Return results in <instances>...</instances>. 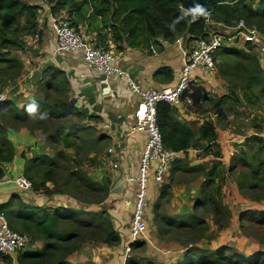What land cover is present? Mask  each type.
I'll return each mask as SVG.
<instances>
[{"label": "trees", "instance_id": "1", "mask_svg": "<svg viewBox=\"0 0 264 264\" xmlns=\"http://www.w3.org/2000/svg\"><path fill=\"white\" fill-rule=\"evenodd\" d=\"M28 1L0 0V63L9 62L8 65L12 69H15L14 67L17 68V66L19 67L20 63L16 59H8L6 56L9 53L6 51L8 46L13 47L19 44V42L10 39L8 29L17 26L21 20L24 22L23 29L29 33L35 31L38 27L37 17L39 8L37 5L28 4ZM46 3L53 14L65 11L67 18L73 19L74 24L70 21L73 28L81 21H86L89 24L88 26H90L94 20L101 24V28H97L98 31L109 28V25L112 26L114 40L121 42V38L125 37V44L131 48H146L151 41L155 46L158 45L157 41L173 43L180 36L187 37L189 41H193L194 39L204 38L207 35L205 25L201 20L188 25V19L181 11L178 0H46ZM251 4L252 2L246 5L244 0H213L205 8L208 10L212 9L214 17L225 24H230L232 19L238 21L242 18L247 24L254 22L255 26L264 34V0L255 1V8H252ZM173 21H178L174 28L170 27ZM129 38H132V40H129ZM225 53L234 55L236 63L233 67V72L238 77L235 78L238 81L236 87L240 90L241 99L246 105H254L260 100V96L264 97V71L258 57L253 54H245L238 48H227ZM2 70H0V73H2ZM47 70L49 71V79L45 90L52 89L59 97L66 95V99L61 100L58 98L57 101L52 103L53 105H43L39 112L35 114L37 116L35 120L36 126L41 128L42 132L47 131L45 119L59 121L73 115L85 119L83 114L70 102L71 98L67 95L69 92V82L65 73L55 67L48 68ZM47 70L44 72L46 73ZM165 71L171 72L169 69ZM220 74L228 82L235 80L222 71ZM2 87L3 84L0 77V90ZM62 89L68 90L67 93L64 92L63 94ZM233 92L236 93L235 90ZM201 97L205 98L206 96L201 95ZM45 99L47 100L48 96ZM33 102H36V100L25 102L21 107H18L11 101H0V118H3L6 113H11L10 121L17 122L22 127H25V124L31 121V117L35 116L27 112V106ZM211 102L212 109L219 114L218 116L221 119L223 118L222 111H224V108L230 102H233L234 105L237 103L230 94L216 97L215 100L211 99ZM220 110L221 112H219ZM171 111V106L165 103H161L157 107L158 124L163 144L166 148L173 150L185 149L189 144H192L194 134L186 125L174 120L170 116ZM42 113L47 114L43 120L38 117ZM6 121L10 122L9 120ZM12 126L15 125L12 124L8 127L12 128ZM6 131L7 128H2L0 124V178L4 176L3 165L11 163L15 155L13 143L7 138ZM196 135L197 139L194 141V146L199 148L204 147L203 150L207 151L216 139L215 128L212 122H203L202 126L197 130ZM102 139L103 136L94 138V128L92 126L86 124L76 126L74 123L67 130L65 128H57L55 134L47 138L48 141L55 144L62 141L65 149L71 148L72 150L73 147L79 149L80 146L87 145L89 142L99 144ZM252 139L256 140L254 142L258 145L257 151L264 153V141L256 136H253ZM48 143L46 144H51ZM56 152L57 154L54 158L44 153H34L26 161L23 175L31 180L33 191L47 196L65 195L63 187L54 181V175L56 169H66L58 165L57 162L60 158L66 160V157L63 151ZM92 157L89 156L87 157L88 159L86 157V159L83 158V161L92 162V164H89V167L95 164V159ZM76 163L79 165L77 166V172H70L68 179V184H71V188L74 189L73 191L81 190L85 194H92L96 198L102 197L104 193H107L105 182L100 184L92 181L87 176L85 170L80 168L81 162L77 161ZM249 165L255 169V172H252L254 181L263 183L264 189V161L258 162L255 167L252 164ZM171 168V173L177 169L188 172L197 169L204 171L202 167L191 168L188 167L187 163L180 161L174 162ZM231 170V168L228 169V171ZM226 171L224 166L218 165L212 167L206 173V178L201 186L204 200L197 201L195 207L202 206L205 201H208L209 198L206 197L205 189L215 186L216 180H223ZM260 174L263 176L261 177ZM165 180L159 185L160 194L155 205V214H157V210L160 208V201L168 195L170 184H165ZM254 185L249 182L246 188L248 190L255 189L256 185ZM242 187L240 185V189ZM218 189L219 187L215 186L213 191L216 193ZM210 202L213 206L214 218L220 222L222 220L220 219V214L229 213V211L219 199L210 200ZM0 213L4 214L9 220L10 228H19L22 232L32 236L34 240L41 239L43 242L42 248L39 251L25 250L17 254L16 262L18 264H72L67 260L71 251L69 250V243L80 237V234L75 229L77 230L82 227L95 235V237L100 238V244L114 246L120 241L119 234L114 229L110 218L106 214L104 215V212L89 213L81 209H70L62 205L54 208L28 206L22 202L18 194H12L7 202L0 204ZM239 219V223L246 219L260 223V221L264 222V213L263 215L255 216L252 210H247L240 214ZM224 221L227 223V220L224 219ZM175 223L173 222V224ZM195 225H199L200 227L205 224L202 221H198ZM140 247L141 242L132 245V249ZM261 261L264 262V257L259 253L251 256L240 254L225 246L213 251L188 247L183 252L181 259L175 264H258ZM0 263L11 264L12 257L0 254ZM125 264L137 263L129 258L125 261ZM143 264L155 263L145 260Z\"/></svg>", "mask_w": 264, "mask_h": 264}, {"label": "crops", "instance_id": "2", "mask_svg": "<svg viewBox=\"0 0 264 264\" xmlns=\"http://www.w3.org/2000/svg\"><path fill=\"white\" fill-rule=\"evenodd\" d=\"M63 12L65 14V11ZM67 19L73 23V19ZM88 25L89 24L86 21H81L73 26L90 43L109 47L110 34H107L108 37L106 43H102L99 40V37L104 40V36L102 35H105L104 29L100 31L97 30V28H101V24L94 20L90 26ZM99 33L103 34L100 35ZM177 40H179L180 43L177 44ZM49 43V47L46 46V52H48V56L54 65L53 67L65 73L69 82L68 88L71 96V103H73V106L85 117L83 124L94 128V138L103 136V139L99 143L101 152L98 153V155H96L97 153L90 155V157L93 156L95 159V164L91 167L92 169H90L93 170V175L90 176L86 171L85 172L92 181L100 184L105 182L107 193L102 201L104 206L102 203L101 206H108V213L106 215L110 218L117 233L119 234L122 232L123 234V238L120 239L119 243L116 244L117 247H115V252L117 251L119 255L107 259L108 256L104 255L103 251H108V246L104 244L94 246L96 245L94 244L95 257L90 260L93 264H125L123 251L121 252L120 249L122 248V244L128 242V226L135 190V185L127 180L136 174L141 151L146 142V135L144 134H129L131 127L134 125V114L139 110L140 100L138 96L128 91L123 79L109 78L108 80H105L104 77L94 74V72L85 68L80 54L52 57L51 52L55 50V42L52 36ZM157 43V46L154 45L155 48L152 47V41L146 48H131L123 43L120 45V48H116L111 44L112 48L114 47V50L120 54L122 68L132 77L134 82L142 88H162L176 84L182 67L181 48L185 50L192 45V41H189L187 37L183 36L178 37L173 43L167 41H157ZM166 69H169L171 72L168 73L165 71ZM81 75L83 76L81 77ZM197 75L201 76L200 74ZM201 79L203 81L198 87L199 89H202L200 92L201 95L206 96L205 98H200L201 104L192 107L187 106L186 103L182 101L179 105L171 107L172 111L170 116L174 120L186 125L194 134L192 144H189L187 147L190 149L189 153L184 159L179 161L187 163L188 167L191 168L202 167L205 172L199 171L200 169L192 172L177 169L175 172L171 173L172 168H170L165 184H170L168 182L170 181L171 175L176 178L178 177L177 174L183 172L192 177L195 173L206 174L214 166H224L227 170L226 175L223 180H221V187L218 186L219 189L216 191L215 197L221 201L224 207H227L230 222L227 223V228H219L214 222V215L208 213V219L209 217L211 218V226H208L209 231L207 230V233L197 236L200 238L196 237L195 232L190 233V235L195 237L191 238V240H176L172 238V236L177 237L172 235V230H181L182 228L191 229L194 227L193 222H195V218L193 217L196 216L194 214V209L200 207H195V203L200 200L199 196L197 198L195 192L198 191L200 184L205 178L195 181L196 183L193 182V184L186 183L185 185L183 182L177 181L176 184L171 185L168 190V195L163 199L165 200L166 198H169L168 202L171 207L169 210H165L166 216H159L160 214H164V212H162V209H164L163 200L160 201V208L157 210V214H155L156 212L154 209L160 194V187L154 184L151 175V179L149 178L147 186L146 200L148 203L146 213L150 211L149 206L153 201L154 220L164 224L163 228H161L159 224L160 228L156 227L157 229L155 228L156 225H153L152 230H150L152 223L146 219L148 227L143 241L141 242V247L143 246L145 248L148 246L152 248L154 253H151L145 258L151 263L175 264L181 259L183 252L188 247L202 249L200 245L208 244L209 241L207 238L211 233L218 234L217 239L215 240V237L209 243L208 247L211 251L222 246L229 248L227 242H231V240L233 241L235 238L238 239L239 237H241V246L245 247V237L241 236V231L238 229L240 214L245 211L241 210L238 204L241 199H245L241 196L242 194H239L236 186L233 187L228 184L226 176L229 174V168L233 171L235 165L237 166L236 162L237 160L239 161V159L234 160V157L237 155L238 157L243 158L245 155L243 154L245 151L242 149H245V145H248L251 140H253L251 137L256 136L263 140V116L260 115L257 120H254L253 126L244 128L247 134V138H244L243 135L231 131L233 127L230 125L229 120L226 119H231L232 117H230L231 115L224 113V118H222L221 121L223 120L225 125L227 124L228 126V129L224 131L223 128L217 125V121H219L220 117L217 115V112L212 109V102L209 98H211L212 95L219 97L227 94L226 92L222 95L218 94L221 90L234 91L235 89L236 91L238 87L225 80L221 74L218 73V70L214 75H209L208 77L203 76ZM239 100L241 101L240 98ZM238 104L235 105L234 108H236ZM244 105L246 106V104L243 103L240 108L244 109ZM205 121L212 122L216 134V139L213 145L207 151L203 150L204 147L199 148L194 146V141L197 139V130ZM256 123H259V126ZM104 126H107V128H104ZM6 136L13 143L15 155L11 163L3 165V177L13 178L23 174V168L26 161L31 157L32 152H41V148L36 146L37 142L35 137L29 132V130L25 129V127L21 126V128L19 127V130H13L8 127ZM108 148L113 149L111 155L106 153ZM243 159L245 160V158ZM111 161L118 164L117 169L111 167ZM85 166L89 167L87 161H84L83 168ZM215 182L217 183L218 181L216 180ZM225 186H227V190ZM222 188L223 192H221ZM21 193H26V195L22 196ZM12 194H18L22 202L28 206L42 208H54L58 205L66 207L75 206L74 201L70 202V205L65 204L67 200H73L65 195H53L49 197L33 190L30 192L19 191L16 186L12 185L0 186V204L7 202ZM238 196H240L241 199L238 198ZM193 198L195 199L193 200ZM236 221H238L237 225ZM173 222L176 223L173 224ZM225 232L229 235H223ZM41 246L42 242L35 240L34 245L30 246L27 250L39 251ZM93 246L90 244L86 247L84 246L81 251L91 247L93 248ZM233 247L239 249L238 253L240 254L251 256L258 253L257 248L242 251L243 248H238L237 246ZM122 249H124V247ZM172 252L173 254H176L174 257H171ZM16 257L17 255L12 256L11 264H18L16 262ZM77 259H79L78 263L82 262L80 264H84L86 263L85 260L87 258L77 257ZM67 260L72 264H76L71 261L69 257ZM173 260H175V262H173Z\"/></svg>", "mask_w": 264, "mask_h": 264}, {"label": "rangeland", "instance_id": "3", "mask_svg": "<svg viewBox=\"0 0 264 264\" xmlns=\"http://www.w3.org/2000/svg\"><path fill=\"white\" fill-rule=\"evenodd\" d=\"M37 1L38 0H29L28 4L29 3H36ZM229 1H231V0H229ZM250 1L251 0H244V3L247 5V4L252 2V4H251L252 8H255L256 4H254V3L257 0H254V1L252 0L251 2ZM234 21H236V20L232 19L230 24H232ZM250 23L255 25L254 22H250ZM23 26H24V22H23V20H21L17 26H13V27L8 29L10 39L13 41L16 40L17 42H19V44H16L13 47L8 46V49L6 52H8L9 55H7L6 57L8 59L18 60L20 63V66L19 67L17 66V68L14 67L15 69H12L8 65L9 62L0 63V70L3 69L2 73H0L1 81L3 84V87L0 90V99H2L1 101H11L14 103L15 106H18V107H21L25 102H30V101L36 100L35 103L38 106L37 112H39L40 108L43 105H46V104L53 105L52 103H54V101H57L58 98H60L61 100H65L66 95H62L59 97V95H57L55 92H53L52 89L51 90H45L46 86H47V81L49 79V77H48L49 71L47 69L51 68V67L53 68V66H54L52 64V61L50 60V57L48 56V52H46V46L49 47V45H50L49 40L52 36L48 26L46 25V22H44V24H42L41 27L40 26L37 27L35 31H32L30 33L28 31L24 30ZM111 27L112 26L109 25V28L104 29L105 35H102L103 33H99L100 35L104 36L103 37L104 40L100 39L101 37H99V40L102 43H104V42L106 43L107 37H108L107 34H110L109 47L108 46L103 47V46L98 45V44H95V45L97 47H100V48L111 50L112 52L116 53L120 57V54L114 50V47L120 48V45H122V43L125 44V37L121 38V42L114 40V38L112 36L113 30ZM96 39H95V41H96ZM129 40H132V38H129ZM111 44L114 45L113 48H112ZM238 46H239V44H238ZM152 47L155 48L154 43H152ZM235 48H236V46H231V49H235ZM225 50H227L226 45H221V47L215 51L214 59L216 61L218 73L220 74L222 71V72L226 73L227 76L230 75V77L232 79L238 78V77H236V75L233 72V67L236 63L234 55H229V54L225 53ZM239 50H241L245 54H250V55L253 54L254 56L257 57V54L254 52H251V51L246 52L245 49H243V48H239ZM261 65L263 68L264 57H263V61L261 62ZM45 70H47L46 73L44 72ZM214 74L215 73L208 74L205 72L204 76L208 77L209 75H214ZM236 80L237 79L232 80L230 82V84H232V85L235 84L234 86H236L238 84V81H236ZM202 81L203 80L200 77H197L196 83L198 86H200V83ZM62 91H63L62 93L64 94V92L67 93L68 90L62 89ZM231 91L232 90H230V91L221 90L220 93H218V94L222 95L224 92H226L227 94H230L232 96L233 100L237 101L236 105L238 103L239 104L236 108H234L235 105L233 104V102H230L228 104V106L224 108V111H222V114L225 113L227 115H231L230 117H232V118L231 119L229 118L226 120H229L230 125L234 128V129L233 128L231 129L232 132L237 133V134H241V135H243L244 138H247L246 137V135H247L246 130L244 128L245 127L248 128V127L253 126L254 120H257L260 115L263 116V125H264V97L260 96L259 97L260 100L258 102H256L254 105H246V106L244 105L243 106L244 109H243V108H240V106H242V104L244 103L240 97V94H241L240 90L237 89L236 93H234L233 91L231 92ZM67 95L69 98H71L69 92L67 93ZM47 96H48V99L46 100L45 97H47ZM239 98L241 99V101L239 100ZM211 99L215 100L216 96L212 95ZM70 102H71V100H70ZM71 104H73V103H71ZM7 116H9V117H7ZM10 117H11V113H6L3 118H0V124L2 125V128L6 129V128H8V126H11L13 124L15 126H12V129L13 130L14 129L19 130V127L21 128V125H19L17 122L10 121ZM223 118H224V116H223ZM36 119H37L36 115L32 116L30 119L31 121H29L28 124H25V129L29 130V132L35 137L36 142H37L36 146L41 148V152L36 151V153H44L47 156L54 158V157H56L55 155L57 154L56 151H63L64 156L66 157V160L62 159V158L57 160L58 165H61V166L65 167L66 169H64V170L56 169L55 170L56 173L54 175V181L63 187L62 189L65 191V196L73 199V200H69V201L67 200V202L65 204L70 205V202L74 201L75 206H70L68 208H70V209H76L77 208V209H81V210H83L85 212H89V213H94L95 211H97L98 213L104 212V215L107 214L108 213V211H107L108 206L103 207L104 205L102 202L106 196V193H104L102 195V197L96 198V197H93L92 194H85V192H83L81 190L73 191L74 189L71 188V184H68L70 172H77V166H79L76 163L77 161L81 162L80 168L82 170L84 169L90 176L93 175L92 174L93 170H90V169H92L91 166L90 167L85 166L83 168V162H84L83 158H85V157L87 158L91 154L97 153V155H98V153L101 152V148L99 147V144H93V143L89 142V143H87V145L84 144L83 146H80L79 149H76L73 147V150H72L71 148L65 149V146H64L62 141H59V142H57V144H55V143H52L51 141L47 140L48 136L55 134V130L57 128H65L67 130L68 127H70V125L73 123L76 126H80V124H83L84 119L81 117H78L76 115L70 116L67 119L59 120V121L54 120V119H51V120L45 119V128L47 130L46 132H42L41 128L36 126V122H35ZM6 120H9L10 122H8ZM217 123H218L217 125H219L221 128H223L224 131H226L228 129L227 124L225 125V122L223 120L221 121V118H219V121H217ZM256 124L259 126V123H256ZM263 133H264V127H263ZM263 138H264V136H263ZM251 139H252V137H251ZM253 141L254 140H251V142L249 141L250 143L248 145H245V149H242L243 151H245L244 152L245 155L243 156V158H245V160L241 157H238L237 155H236V157H234V160L239 159V161L237 160V162H236L237 166L235 165L234 170L229 171V174L226 176L227 177L226 181L231 186H233V187L236 186L239 194L240 195L242 194L241 196L244 197L245 200H242L241 197L238 196V198L241 199V201L238 204L240 209L245 210V211L246 210H249V211L252 210L255 216H260V215H263V213H264V211H263L264 210L263 183H260L259 181H256V182L254 181V177L252 176V172H255V169H253L249 164H252L255 167V166H257L258 162H260V161L263 162L264 161V153L262 154V153H259L257 151L258 145H257V143H254ZM263 141H264V139H263ZM46 143H48V144L51 143V144L47 145ZM77 144H78V142H77ZM34 153L35 152H32V155H34ZM250 156H251V158H250ZM87 163L92 164L91 161H89ZM177 175H178V177H176V178L173 177V175H171L170 181L168 182V183H170V186L173 184H176L177 181L183 182L186 185V183L187 184H193V182H195V181L206 178L205 173H198V174L195 173L192 177L188 176L187 174H185L183 172H181V174H177ZM225 175H226V172H225L224 176ZM260 176L262 177L263 175L260 174ZM166 177H167V175H166ZM172 177H173V179H172ZM150 179H151V177H150ZM203 182L200 184L198 191L195 192L197 194V198L199 196L200 200H202L204 197V194L201 193V186H202ZM220 182L221 181H218L215 186L221 187ZM249 182H251V184H253V185L254 184L256 185L255 189H249L248 190L246 188L248 186ZM63 184H64V186H63ZM240 185L243 186L242 189H240ZM215 186H213L212 188L205 189L206 190V193H205L206 197L209 198L207 201L208 203L205 201V203L202 206L194 209V214L196 215L193 217V218H195L194 227L191 229L182 228L181 230H172L171 231L172 235L177 236V237L172 236V238H174L176 240H181V239H183V240H189L190 239L191 240V238H195V237L193 235H190V233L195 232L196 237H197V236H200L202 234L204 235V233H207L209 231L208 226H211L210 225L211 218L209 217V219H208V213L213 214V206H212V203L210 202V200H217L218 199L215 197V191H213ZM225 187L227 190V186H225ZM221 192H223V188H222ZM21 195L24 196V195H26V193H21ZM49 197H51V196H49ZM195 198H193V200ZM168 199L169 198H166L165 200H163L164 209H162V212H164V214H160L159 216H163V215L166 216L165 210L166 209L169 210V208L171 207L170 203L168 202ZM199 199H197V200H199ZM101 203L103 206H101ZM147 203L148 202L146 201V206H145L146 210H147ZM149 208H150V211H148L146 213V219L150 223H152L150 230H152L153 225L154 226L156 225L155 228L156 227L160 228V226H161V228H163L164 224H161V222L154 220V214H153L154 204H153V201L151 202ZM172 219H176V218H172ZM213 219H214L215 224L219 228H222V227L227 228V226H228L227 223L230 222L229 221V213H221L220 219H222V220L220 222L217 221V219H215V218H213ZM224 219L227 220V223L224 221ZM7 221L9 223L8 219H7ZM198 221L204 222L205 225L204 226L201 225L200 227H199V225L196 226L195 224ZM236 222H237L236 223V225H237L238 221H236ZM159 224H160V226H159ZM9 225H10V223H9ZM12 229L15 231L24 233L19 228H16V229L12 228ZM238 229L241 231V233L239 232L241 234V236L245 237V241H244L245 247L241 246V243H240L241 237H239L238 239L235 238L233 241L231 240V242H227V246H229V248L235 250L236 252H239L238 251L239 249H237L233 246H237L238 248H243L242 251L252 250V249L257 248L258 253L262 257H264V222L260 221V223H258L256 221H250L249 219H246V220L242 221L241 223H239ZM75 231H77L80 234V237L74 239V241L69 243V248H70L69 250H71V251H70V254L68 257L74 263H78L79 259H77V257L78 258H80V257L81 258L82 257L87 258L85 260L86 264L91 263L90 259L95 257L94 246H97L98 244L100 245L101 242L99 243V241L101 239L95 237V235L89 233L83 227L80 229H77V230L75 229ZM119 234H120L119 236H121L120 239H122L123 238L122 232H120ZM27 235H29V234H27ZM217 235L218 234L211 233V235L208 236V238H207L209 243L215 237H216L215 238V240H216ZM223 235H229V234H226V232H225ZM30 237L32 240L31 241L32 243L30 244V246H32V245H34L35 240L33 239L32 236H30ZM197 238H200V237H197ZM38 241L42 242L41 239L40 240L38 239ZM209 243L208 244L207 243L206 244L201 243L202 245H200V247L204 250H211L208 247ZM42 244H43V242H42ZM89 244L91 246H93L94 244H96V245H94L93 248L91 247L89 249H84L81 251V249L84 246L86 247ZM127 244H128V242L122 244L121 245L122 248ZM115 247H117V245L108 246V251H105V250L103 251L104 252L103 254L108 256L107 259H110L113 256L116 257L117 255H119V253L117 251L115 252V250H116ZM41 248H42V246H41ZM122 248L120 250H121V252L123 251V257H124V249H122ZM100 253H101V250H100ZM151 253H154L151 247L146 246L144 248L142 246L138 249H132L130 254H129L128 259L130 258L132 261L134 260V262H136L137 264H143V262L146 260L145 258L148 255H150ZM175 255L176 254H173V252H172L171 257H174ZM12 256H16V254H12ZM173 262H175V260H173ZM80 263H82V262H80ZM258 264H264V262L261 261Z\"/></svg>", "mask_w": 264, "mask_h": 264}, {"label": "built area", "instance_id": "4", "mask_svg": "<svg viewBox=\"0 0 264 264\" xmlns=\"http://www.w3.org/2000/svg\"><path fill=\"white\" fill-rule=\"evenodd\" d=\"M30 4L37 5L39 8L38 27L46 22L54 39L55 50L51 52L52 57L80 54L85 68L104 77L105 80L123 79L128 91L138 96L140 100L139 110L134 114V125L129 134H144L146 142L141 151L137 172L127 180L135 185V190L128 226V244L124 246V260L126 261L132 245L142 242L147 231L145 206L150 176L152 175L154 184L161 185L172 164L184 159L190 151L189 148L173 150L164 146L158 124V105L165 103L175 107L183 101L187 106L193 107L194 100L197 97L201 98L196 79L197 77L202 78L205 72L208 74L217 72L214 55L221 45H226V48L236 46L238 49H245L246 52H254L261 63L264 57V34L255 25L247 24L244 19L225 24L214 17L212 9H207L210 13L207 18L199 17L194 21L190 11H185L180 6L188 19V25L201 20L205 25L207 35L204 38L194 39L192 45L185 50L181 48L182 67L176 84L162 88H142L122 68L121 59L116 53L89 43L71 26L63 11L53 14L46 0H38ZM176 43H180L179 40ZM106 153L111 155L113 149L108 148ZM111 167L117 169L118 164L111 161ZM10 185L16 186L19 191L33 190L31 180L22 174L13 178H0L1 187ZM30 244L31 237L12 230L6 216L0 213V254L12 257V254L17 255L27 250Z\"/></svg>", "mask_w": 264, "mask_h": 264}, {"label": "clouds", "instance_id": "5", "mask_svg": "<svg viewBox=\"0 0 264 264\" xmlns=\"http://www.w3.org/2000/svg\"><path fill=\"white\" fill-rule=\"evenodd\" d=\"M190 15H191L192 19L195 21L199 17H205V18H207L210 15V13L207 11V9L204 6L197 4L196 6H194L190 10ZM177 22L178 21H173V24L170 25V27H173L174 28V26H175V24ZM37 109H38V106H37V104L35 102L30 103L27 106V112L30 115H35L37 113ZM46 115H47L46 113H42V114H40L39 118L43 120V119L46 118Z\"/></svg>", "mask_w": 264, "mask_h": 264}, {"label": "water", "instance_id": "6", "mask_svg": "<svg viewBox=\"0 0 264 264\" xmlns=\"http://www.w3.org/2000/svg\"><path fill=\"white\" fill-rule=\"evenodd\" d=\"M180 2V6L183 10L185 11H190L194 6H196L197 4L199 5H202L204 7H207L208 4L213 1V0H178ZM199 92L202 91V89L198 90ZM184 97V96H183ZM200 97H197L195 100H194V104H193V107L195 105H200ZM73 105V104H72ZM221 112V110L219 111ZM219 115V114H217Z\"/></svg>", "mask_w": 264, "mask_h": 264}]
</instances>
